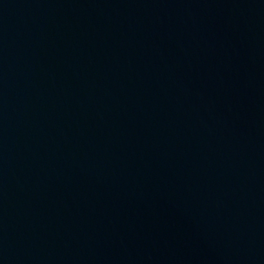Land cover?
<instances>
[{"label": "water", "instance_id": "obj_1", "mask_svg": "<svg viewBox=\"0 0 264 264\" xmlns=\"http://www.w3.org/2000/svg\"><path fill=\"white\" fill-rule=\"evenodd\" d=\"M0 264H264V0H0Z\"/></svg>", "mask_w": 264, "mask_h": 264}]
</instances>
